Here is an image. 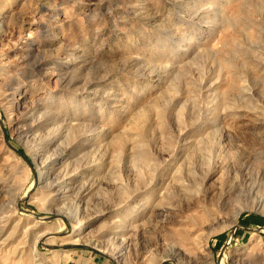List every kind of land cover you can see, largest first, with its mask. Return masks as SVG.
Instances as JSON below:
<instances>
[{"label": "rangeland", "instance_id": "obj_1", "mask_svg": "<svg viewBox=\"0 0 264 264\" xmlns=\"http://www.w3.org/2000/svg\"><path fill=\"white\" fill-rule=\"evenodd\" d=\"M0 264H264V0H0Z\"/></svg>", "mask_w": 264, "mask_h": 264}, {"label": "bare ground", "instance_id": "obj_2", "mask_svg": "<svg viewBox=\"0 0 264 264\" xmlns=\"http://www.w3.org/2000/svg\"><path fill=\"white\" fill-rule=\"evenodd\" d=\"M79 221V223H78V225H77V227H76V231H77V233H78V236H80L81 234H82V229H83V225H84V222H82V221H80V220H78ZM84 232V231H83ZM72 240V239H71ZM79 240V238H77V236H75L74 238H73V242H72V244H74V243H76L77 241ZM39 241V240H38ZM37 241V242H38ZM65 241V240H64ZM71 243V242H70ZM64 245V244H63ZM118 252H120L119 254H117ZM126 252H127V250H126V247L125 246H122V247H120V249L118 250V251H116V254H117V256L116 257H119V256H121V257H124V255L126 254ZM35 257V256H34ZM33 257V258H34Z\"/></svg>", "mask_w": 264, "mask_h": 264}]
</instances>
